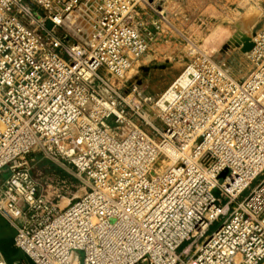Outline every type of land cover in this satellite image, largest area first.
Listing matches in <instances>:
<instances>
[{
	"label": "built area",
	"instance_id": "1",
	"mask_svg": "<svg viewBox=\"0 0 264 264\" xmlns=\"http://www.w3.org/2000/svg\"><path fill=\"white\" fill-rule=\"evenodd\" d=\"M137 1L0 0L13 244L34 264H264V9L243 82L196 58L151 95L127 78L150 47ZM36 150L85 193L64 208L40 193Z\"/></svg>",
	"mask_w": 264,
	"mask_h": 264
},
{
	"label": "rangeland",
	"instance_id": "2",
	"mask_svg": "<svg viewBox=\"0 0 264 264\" xmlns=\"http://www.w3.org/2000/svg\"><path fill=\"white\" fill-rule=\"evenodd\" d=\"M263 9L264 0H138L134 22L148 34L150 47L127 74L128 82L143 93L159 94L196 58L217 64L230 78L243 82L254 70L253 49L244 53L234 44L246 37L254 41ZM30 157V173L39 192L59 208L87 190L62 165L39 151ZM9 174L7 169L0 173V185ZM219 225L220 221L214 222L208 234Z\"/></svg>",
	"mask_w": 264,
	"mask_h": 264
},
{
	"label": "crops",
	"instance_id": "3",
	"mask_svg": "<svg viewBox=\"0 0 264 264\" xmlns=\"http://www.w3.org/2000/svg\"><path fill=\"white\" fill-rule=\"evenodd\" d=\"M0 250L8 264H34V262L13 244L15 230L0 214ZM12 229V230H11Z\"/></svg>",
	"mask_w": 264,
	"mask_h": 264
},
{
	"label": "water",
	"instance_id": "4",
	"mask_svg": "<svg viewBox=\"0 0 264 264\" xmlns=\"http://www.w3.org/2000/svg\"><path fill=\"white\" fill-rule=\"evenodd\" d=\"M234 46L237 48H240L242 52L248 53L254 48L255 44L251 40V38L246 37V38H243L242 40H237Z\"/></svg>",
	"mask_w": 264,
	"mask_h": 264
},
{
	"label": "bare ground",
	"instance_id": "5",
	"mask_svg": "<svg viewBox=\"0 0 264 264\" xmlns=\"http://www.w3.org/2000/svg\"><path fill=\"white\" fill-rule=\"evenodd\" d=\"M184 77H185V76L183 75V76L180 78V80L183 79Z\"/></svg>",
	"mask_w": 264,
	"mask_h": 264
}]
</instances>
